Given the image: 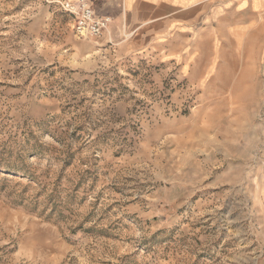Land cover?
<instances>
[{
    "label": "rangeland",
    "instance_id": "rangeland-1",
    "mask_svg": "<svg viewBox=\"0 0 264 264\" xmlns=\"http://www.w3.org/2000/svg\"><path fill=\"white\" fill-rule=\"evenodd\" d=\"M60 1L0 0V264H264V53L228 41L249 15L89 0L111 23L80 39Z\"/></svg>",
    "mask_w": 264,
    "mask_h": 264
},
{
    "label": "crops",
    "instance_id": "crops-1",
    "mask_svg": "<svg viewBox=\"0 0 264 264\" xmlns=\"http://www.w3.org/2000/svg\"><path fill=\"white\" fill-rule=\"evenodd\" d=\"M75 1V0H68ZM89 1V0H88ZM105 13L113 14L116 22L124 15H136L143 18V22L154 24L158 28L173 29L178 26L191 27L205 14H221L231 12L238 17L241 14L249 15V22H233L229 34V42L238 45H247L249 48L264 53V40H255L248 36L249 40H241L246 29H251V20L259 13H264V0H103ZM90 2V1H89ZM93 6V3L90 2ZM93 9L96 12L94 6ZM114 22V24H115ZM249 25V26H247ZM109 29V28H108ZM240 88L241 84L238 85ZM242 89H235L238 91Z\"/></svg>",
    "mask_w": 264,
    "mask_h": 264
},
{
    "label": "built area",
    "instance_id": "built-area-1",
    "mask_svg": "<svg viewBox=\"0 0 264 264\" xmlns=\"http://www.w3.org/2000/svg\"><path fill=\"white\" fill-rule=\"evenodd\" d=\"M59 5L70 16L73 32L80 39L100 38L109 28L111 17L97 15L88 0H65Z\"/></svg>",
    "mask_w": 264,
    "mask_h": 264
}]
</instances>
